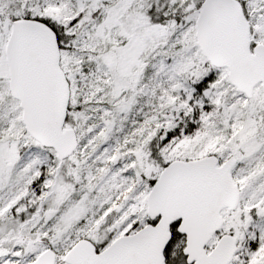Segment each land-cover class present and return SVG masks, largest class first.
<instances>
[{"label": "snow or ice", "instance_id": "obj_1", "mask_svg": "<svg viewBox=\"0 0 264 264\" xmlns=\"http://www.w3.org/2000/svg\"><path fill=\"white\" fill-rule=\"evenodd\" d=\"M0 264H264V0H0Z\"/></svg>", "mask_w": 264, "mask_h": 264}]
</instances>
